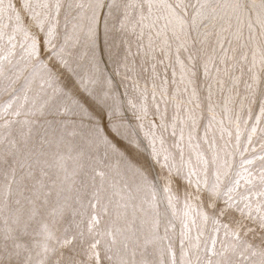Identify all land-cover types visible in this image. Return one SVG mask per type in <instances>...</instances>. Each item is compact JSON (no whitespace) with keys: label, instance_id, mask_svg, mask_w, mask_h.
Listing matches in <instances>:
<instances>
[{"label":"rangeland","instance_id":"1","mask_svg":"<svg viewBox=\"0 0 264 264\" xmlns=\"http://www.w3.org/2000/svg\"><path fill=\"white\" fill-rule=\"evenodd\" d=\"M37 1L39 14L33 19L38 20L37 25L42 23L33 27L34 20L27 16L28 6L19 9V0H0V61L7 47L18 50L19 46H26V56L45 62V71L73 70L75 63L87 64L70 54L78 46V40L71 38L74 28L70 24L62 29L51 25L49 15L57 13L46 8L49 0ZM54 1L59 5L64 2ZM81 1L85 0L76 3ZM109 4L116 9L112 18L117 28H113V33L119 35V41L126 39L124 31L129 33V49L139 55L135 68L141 69V78L148 82L142 85L138 79L112 70L109 77L124 103L123 115L127 120H135L133 111L138 102L143 104L140 114H147V109L156 114L149 119L151 124L147 125L146 116L137 125V136L149 160L150 199L154 202L162 196L165 212L175 225L169 231H173L172 238L166 240L175 242L167 253L168 264H264V0H102L100 17L103 18ZM18 15L24 18L22 32L13 29ZM58 16L71 23L69 15ZM26 27L30 36L23 35ZM36 31L40 32L38 36L31 37ZM88 39L92 41L91 37ZM142 50L151 51L148 65L143 68ZM4 76L0 69V97L15 100L18 95L12 93L16 82L8 78L3 91ZM24 107L22 103L12 108L0 102V122H9L12 112L22 113ZM31 110L40 111L41 107L37 105ZM20 125L27 128L24 122ZM43 127L49 128L47 124ZM4 129L10 140L15 128L7 125ZM212 140L222 143L224 153L219 159L225 170L212 172L207 180L194 184L208 194L202 202L201 198L184 193L192 184L183 186L180 181L194 177L199 167L206 168L203 144ZM5 154L3 161L8 163L11 154ZM7 166L10 165L4 164ZM5 170L12 171V166ZM88 176L86 168H82L76 181L83 182ZM35 182L30 176L24 185L20 184L24 194ZM203 182L213 184L201 187ZM0 184L5 195H10L15 187V182L1 178ZM143 186L141 182L139 187ZM73 193L65 210L56 214L62 220L56 226L58 230L52 231L56 235L52 246L42 252L47 264H114L112 258L107 261L108 248L93 233L102 222L97 213L99 201L92 197L96 192L89 185H77ZM0 201V209L14 210L8 200ZM29 201L35 202L30 198ZM30 214L26 226L17 233L25 237V243L20 245L24 255L31 252L29 245L37 238V231L43 232L37 209L32 207ZM4 240L0 238V253ZM12 250L7 249L3 256L18 258V264H23L20 253Z\"/></svg>","mask_w":264,"mask_h":264},{"label":"bare ground","instance_id":"2","mask_svg":"<svg viewBox=\"0 0 264 264\" xmlns=\"http://www.w3.org/2000/svg\"><path fill=\"white\" fill-rule=\"evenodd\" d=\"M37 2V0H19L21 7L19 9H22L23 5L28 6L27 16L33 19L39 14ZM101 2L102 0H85L76 3V0H64L63 4L59 5L56 1L49 0L46 5L47 9L54 14L57 13L55 16L49 15L52 17L51 25L62 29L70 24L74 28L75 33L71 38L78 40L76 44L78 46H74L70 54L76 59L87 62L83 66L75 63L73 70L63 68L53 72L48 69L45 71V62L26 56V46L23 49L19 46L18 50L17 47H7L6 51L2 50L5 53L2 54L0 69L4 71L6 78L3 79L1 86L4 91L8 86L6 82L8 78L15 81L16 87L13 88L12 94L18 96L15 100L0 97L1 105L15 108L22 103L25 107L24 111L17 115L12 112L9 122L5 120L0 122V178L15 182L10 195H5L4 186L0 184L1 199L8 200V204L15 206L14 210L0 209V238L5 239L0 253V264H18V258L3 256L9 248H12L16 254L20 253L18 257L23 264L48 263L42 252L52 246V240L56 236L53 232L55 229L58 230L56 226L62 220L56 214L65 210L68 201L74 196L73 188L77 185L81 187L89 185L94 193L96 192L92 197L99 201L100 208L97 213L101 218L102 226L100 225L98 231L94 230L93 233L101 244L108 248L107 261L112 258L114 264H168L167 253L175 247L174 241L166 242L167 239L172 238L173 231H169L175 225L165 212L162 196H158L154 202L150 199L149 160L147 153L141 147V139L137 136V125H141L146 116H149L148 120L154 117L155 111L147 109V114L143 110L144 114H140L143 104L138 102L133 111L135 120H127L123 115L124 103L110 77L114 70L117 74L135 81L138 79V83L142 85H147L148 82L141 78V69L135 68L139 55L133 54L129 49L130 45L127 41L129 33L124 31L126 39L123 41H119V35L113 33L116 25L112 15L116 9L109 4L102 18L99 12ZM58 13L69 15L71 23L68 20H61ZM18 17V24H15L13 29L21 31L25 29L24 18L22 15ZM33 20V27H39L42 23L40 21L37 25L38 20ZM66 28L65 30H68ZM84 28L85 35H83ZM25 32L23 35L30 36L27 27ZM35 33L31 37L36 38L40 32ZM89 37L92 41H89ZM150 52V50L141 51L144 60L142 68L148 65ZM37 105L41 110L32 111L31 108ZM150 120L147 125L152 123ZM20 122L26 123L27 128L22 127ZM46 124L49 128L44 129L43 125ZM7 125L15 128V134L10 140L6 138L4 131ZM203 145L201 147L205 149L202 151H204L206 168L199 167L194 177H189L185 182L180 181L183 186L192 184L191 187H184V193L199 197L202 202L208 198V194L204 193L203 188L194 187V184L207 180L212 172L225 170L219 159L221 153H224L222 143L219 140H212ZM213 148H217L216 151H212ZM5 151L11 154L8 156L11 158L8 163L3 161L7 156L4 155ZM4 164L12 166V171L7 172L5 168L10 166L4 167ZM82 168H86L89 176L83 182L79 179L76 181V176ZM18 173L24 174L18 176ZM30 176L34 177L36 182L31 190H27L28 194H24L20 184L24 185ZM141 182L144 183L143 187H139ZM204 184V182L200 184L201 187L206 185L211 187L213 183ZM29 198L35 202L31 204ZM32 207L38 211L43 232L36 230V233L33 229L37 238L29 245L31 252L24 255L20 245L23 246L25 243V237L17 233L26 226ZM201 231L202 228H199V232Z\"/></svg>","mask_w":264,"mask_h":264}]
</instances>
